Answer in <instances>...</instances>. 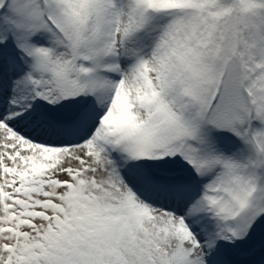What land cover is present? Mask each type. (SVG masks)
Returning <instances> with one entry per match:
<instances>
[{"label":"snow or ice","instance_id":"6c2138e0","mask_svg":"<svg viewBox=\"0 0 264 264\" xmlns=\"http://www.w3.org/2000/svg\"><path fill=\"white\" fill-rule=\"evenodd\" d=\"M0 264H264V0H0Z\"/></svg>","mask_w":264,"mask_h":264}]
</instances>
